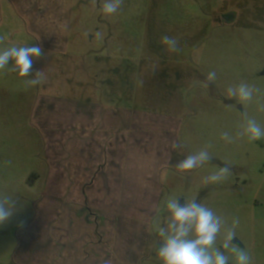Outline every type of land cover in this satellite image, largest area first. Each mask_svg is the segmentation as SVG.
<instances>
[{
  "label": "rangeland",
  "instance_id": "obj_1",
  "mask_svg": "<svg viewBox=\"0 0 264 264\" xmlns=\"http://www.w3.org/2000/svg\"><path fill=\"white\" fill-rule=\"evenodd\" d=\"M103 2L75 0L66 55L42 52L33 58L28 77L10 71L12 60L0 70V195L17 202L0 225V264H19L15 253L20 235L38 218L48 170L46 137L36 123L38 99L44 94L90 96L93 72L109 66L146 75L145 83L134 75L131 106L181 119V147L175 152L166 197L142 257L129 261L161 264L158 228L166 226L165 204L172 198L179 204L195 199L221 218L217 247L230 229L235 233L232 244L246 250L252 264H264V139L237 135L245 114L264 127V0H122L111 15L101 11ZM2 24L0 35L7 39L0 48L31 44L21 34L8 32L12 22ZM164 36L177 40V51L161 43ZM213 71L216 78L208 82L206 76ZM37 72L44 73V82L26 86L25 80ZM242 82L258 89L243 104L227 95L229 87ZM225 132L231 142L221 138ZM203 149L210 155L205 165L186 173L176 170L180 160ZM225 164L230 167L227 179L206 184L205 178ZM27 258L25 264H50L48 258L35 256V248Z\"/></svg>",
  "mask_w": 264,
  "mask_h": 264
},
{
  "label": "crops",
  "instance_id": "obj_2",
  "mask_svg": "<svg viewBox=\"0 0 264 264\" xmlns=\"http://www.w3.org/2000/svg\"><path fill=\"white\" fill-rule=\"evenodd\" d=\"M74 9L75 0H0V26L12 22L8 32L28 39L24 46L66 55ZM93 74L90 96L37 101L48 170L38 218L20 235L19 264L32 248L50 264H133L147 247L175 171L181 119L131 106L142 72L109 66Z\"/></svg>",
  "mask_w": 264,
  "mask_h": 264
},
{
  "label": "clouds",
  "instance_id": "obj_3",
  "mask_svg": "<svg viewBox=\"0 0 264 264\" xmlns=\"http://www.w3.org/2000/svg\"><path fill=\"white\" fill-rule=\"evenodd\" d=\"M122 0H104L101 11L105 15H111L120 8ZM7 37L0 35V44ZM161 43L167 46L168 51L175 52L177 40L164 36ZM42 49L39 46H9L0 48V70H4L9 61H14L10 71L17 73L19 77H28L33 64V58H39ZM216 73L209 72L206 76L208 82H213ZM43 72H37L34 79L25 80V85L34 87L44 82ZM258 89L247 83H240L235 87H229L227 95L229 98H236L241 104L251 101ZM264 111V106L261 107ZM238 136H246L249 141L264 139V127L254 118H249L245 114L244 123L240 126ZM226 142L232 139L227 132L221 137ZM173 149L180 148L181 145L173 143ZM210 159L206 149L195 154L186 156L180 160L175 168L180 173H186L193 169L205 165ZM230 175V167L225 164L218 171L207 176L205 183H218ZM17 202L10 195H0V225H3L16 210ZM165 208L169 215L166 219V226L158 228V235L161 237V244L157 249V257L161 264H252L251 257L244 249L232 244L235 233L226 230L224 240L217 247V237L221 233V218L214 215L213 211L202 204L196 203L195 199L179 204L177 199H168ZM239 223L238 219L233 221V228ZM223 249V250H221ZM231 252V257L229 253Z\"/></svg>",
  "mask_w": 264,
  "mask_h": 264
}]
</instances>
